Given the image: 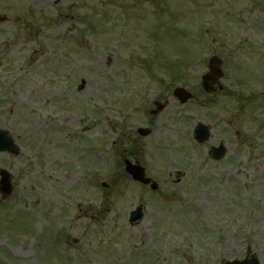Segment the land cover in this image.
Instances as JSON below:
<instances>
[{
	"label": "rangeland",
	"instance_id": "obj_1",
	"mask_svg": "<svg viewBox=\"0 0 264 264\" xmlns=\"http://www.w3.org/2000/svg\"><path fill=\"white\" fill-rule=\"evenodd\" d=\"M0 11L19 21L0 27V129L22 149L0 154L13 177L12 195L0 201V264H221L244 259L248 247L264 264V104L256 106L264 76L253 55L264 0H0ZM214 55L226 93L207 103L201 77ZM178 86L196 100L181 105ZM156 100L167 107L154 117ZM62 117L84 142L71 147L90 150L98 136L100 179L84 174L92 167L84 157L73 177L60 172L74 158H61L54 139L64 135L49 132L50 119ZM230 121L242 122L243 159L231 149L227 165L204 169L195 125H217V141L235 144ZM139 127L152 135L140 137ZM124 149L157 192L124 173ZM138 204L145 216L132 226Z\"/></svg>",
	"mask_w": 264,
	"mask_h": 264
},
{
	"label": "flooded vegetation",
	"instance_id": "obj_2",
	"mask_svg": "<svg viewBox=\"0 0 264 264\" xmlns=\"http://www.w3.org/2000/svg\"><path fill=\"white\" fill-rule=\"evenodd\" d=\"M259 25L264 27V24L262 25L261 21L259 22ZM256 32H257L256 34H257L258 38H257V41L254 42L253 55H255V58H254L255 61L258 62L257 67L260 70V74L262 76H264V41H262V37L264 36V31L256 29ZM221 93L222 94L226 93V90L217 92L216 95L221 94ZM253 95H255V94H253ZM257 97H258V99L260 97H262L263 100H260L261 101V102H259L260 104L259 105L256 104V106L257 107H259L260 105L262 106L264 104V92L260 96H257ZM213 98H215V96L210 97V102H212V100H214ZM242 98L245 101L244 95H242ZM243 100L239 99V106H238L239 111H238V116H237L238 120L242 119L241 116L244 113ZM156 101H154V102L157 103ZM62 106L67 107V109H68V106H66V105H62ZM98 114H99V112H94L93 115L90 117V119L93 120V124H94L92 129H97V126H99V123H97L95 121V118L97 117ZM98 119H99V117H98ZM54 124L56 126H54ZM68 124H69V122L66 121V117L57 118L56 122L55 121L53 122L52 119H50V131H49L50 134L54 133V134H57V136H59L62 133L64 135V138L62 137V138H57V139L55 138L54 139L55 148L57 147L56 148L57 152L60 154L61 158H64L66 156H70L69 153H71L72 158L74 157L72 159L73 165H68V166L62 167L60 172H62L64 169H66L65 172L70 173L71 174L70 176L73 177L75 174H77L79 164L81 163L80 158L84 157L85 159L91 160V162H92L91 170H85L84 174L85 175L91 174L93 180L95 178L100 179V177H99V173H100V149H102V147H101V144L99 145L98 136L93 135L94 139H96V141H97V145L93 144L94 146L91 147L90 150H87L88 147L85 150L84 146H82V148H78V146L77 147H75V146L71 147L70 145L73 142H78V145H80V142L83 145L84 142L82 140H78V138L75 135L67 133L66 127L68 126ZM226 126L238 127L237 129L232 130L233 140H235V144H232L231 143L232 140H230V139H220L217 141L215 133H216L217 129H219V128L217 125L211 126L210 127L211 128V136H210L209 141L206 144L201 145V147H204L207 150V153L203 154V156L201 157V159H202L201 165H203L204 169H208L209 167H215V166L221 167L222 165H227V158H228V155H229L231 149H232V152L235 155V157L238 159V161H240V159H243L245 139H244L242 122L230 121V122L226 123ZM78 131H79V129H74L73 133L76 134ZM136 133L138 134L137 129H136ZM220 133H221V131L218 132V135ZM69 139H71V142H69ZM84 139H86V138L84 137ZM135 142L136 141L132 140L129 142V144H133L132 146L134 148V146L136 145V144H134ZM221 144H223L227 148L228 151L224 156L221 154V156H223L222 158L215 159L214 158L215 150ZM113 145H116V143H113ZM59 147L65 148V152H63V150ZM119 156L122 158L123 161L124 160L125 161L130 160L133 162H137V160H138L137 157L134 155L133 151H129L126 149H124L122 151V153L119 154ZM229 168H230V166H229ZM243 173H244V170H237V180L236 181L233 180V181H231V183L233 185H239L240 183L238 181H240L239 179ZM175 176L180 177V178L182 177V176H180L179 172H177L175 174ZM214 176H215L214 170L213 171L210 170L208 172V174L206 175V180L209 181ZM228 176H229V174H226L225 180H224L225 182L226 181L228 182V179H229ZM177 181H179L178 183H180L181 179H178ZM88 189H91V187L88 186Z\"/></svg>",
	"mask_w": 264,
	"mask_h": 264
},
{
	"label": "water",
	"instance_id": "obj_3",
	"mask_svg": "<svg viewBox=\"0 0 264 264\" xmlns=\"http://www.w3.org/2000/svg\"><path fill=\"white\" fill-rule=\"evenodd\" d=\"M208 73L202 77V88L208 92L213 93L218 89L222 90L223 86L220 83V79L223 77L222 71V61L218 57H212L209 60L208 65ZM174 96L180 100L182 104H185L190 99L193 98V95L185 90L184 88H177L174 91ZM166 105L158 104V109L154 112V114H159ZM142 135L149 134V131L146 130H139ZM197 139L200 142H204L209 139V132L208 128L204 125H199L196 129ZM8 135L5 132H0V152L8 151L12 154L17 155L18 150L17 147L14 145L13 140L10 138H6ZM127 171L133 176L134 180L139 181L143 184H149L150 179H147L145 176V171L138 165H132L131 163L127 162ZM1 181H0V194L2 199H6L12 193V184H11V177L10 174L6 170L0 171ZM158 186L154 184L152 189L156 190ZM143 218V211L142 208L139 207L136 211L131 214V222H139ZM226 264H259V261L256 257L252 256L251 259H246L242 262L235 261L233 263L227 262Z\"/></svg>",
	"mask_w": 264,
	"mask_h": 264
}]
</instances>
